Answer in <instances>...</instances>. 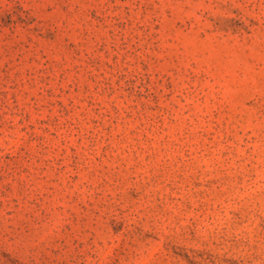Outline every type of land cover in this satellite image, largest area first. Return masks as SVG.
Instances as JSON below:
<instances>
[{
	"label": "rangeland",
	"instance_id": "1",
	"mask_svg": "<svg viewBox=\"0 0 264 264\" xmlns=\"http://www.w3.org/2000/svg\"><path fill=\"white\" fill-rule=\"evenodd\" d=\"M0 264H264V0H0Z\"/></svg>",
	"mask_w": 264,
	"mask_h": 264
}]
</instances>
